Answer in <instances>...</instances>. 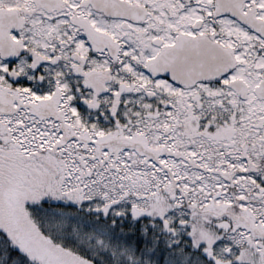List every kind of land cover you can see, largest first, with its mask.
<instances>
[{
    "label": "snow or ice",
    "instance_id": "snow-or-ice-1",
    "mask_svg": "<svg viewBox=\"0 0 264 264\" xmlns=\"http://www.w3.org/2000/svg\"><path fill=\"white\" fill-rule=\"evenodd\" d=\"M0 264H264V0H0Z\"/></svg>",
    "mask_w": 264,
    "mask_h": 264
}]
</instances>
